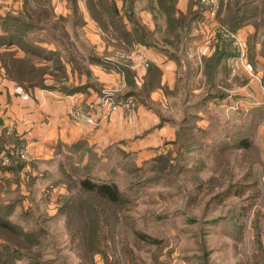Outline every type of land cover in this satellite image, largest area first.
<instances>
[{"label": "crops", "instance_id": "1", "mask_svg": "<svg viewBox=\"0 0 264 264\" xmlns=\"http://www.w3.org/2000/svg\"><path fill=\"white\" fill-rule=\"evenodd\" d=\"M109 1L121 11L130 8L136 22L152 35L123 49L116 46L117 37L107 41L87 0L73 5L69 0H0V37L9 36L4 29L9 16L26 20L29 15L36 25L25 35L31 47L18 42L0 47V173L21 176L22 189L25 175L32 181L39 175L40 181L45 169L55 168L56 160L64 157L92 167V161L113 166L109 158L114 155L136 165L153 161L180 149L178 133L190 125L186 122L200 120L196 133H208V112L232 128L231 136L247 126L233 123L229 128V123L245 118L262 122L257 131L264 134V17L233 32L222 22L229 0H220L216 8L207 6L188 31L180 30L181 39L174 46L168 40L175 37L167 30L166 16L155 9V0H134L131 5ZM191 4L192 0H178L176 8L186 13ZM35 10L44 16L37 20ZM125 24L131 31L132 22L125 19ZM7 53L46 67V84L56 88L30 87L29 99L24 100L1 59ZM118 53L129 56L128 61L116 60ZM137 54L148 60V67L136 60ZM71 87L79 90H62ZM176 99L182 107L173 108ZM127 100L134 105L130 110L110 111V103ZM21 149L25 157L18 153ZM12 150L19 158L14 163L7 155ZM5 155L7 166L1 165Z\"/></svg>", "mask_w": 264, "mask_h": 264}, {"label": "rangeland", "instance_id": "2", "mask_svg": "<svg viewBox=\"0 0 264 264\" xmlns=\"http://www.w3.org/2000/svg\"><path fill=\"white\" fill-rule=\"evenodd\" d=\"M173 102L182 107L181 99ZM205 116L208 133L200 128L195 143L202 148L173 149L159 161L136 165L114 155L113 166L92 161V167L64 157L40 181L25 175L24 189L21 176L4 177L1 170L0 219L18 231L38 232L36 250L47 264H264V134L257 131L263 123H229L247 126L254 169L241 168L244 154L234 149L216 170L215 145L231 139L233 130L212 118L217 115ZM87 177L116 184L122 202L83 191L79 181ZM9 235L15 244L18 237ZM13 256L10 262L27 264V257Z\"/></svg>", "mask_w": 264, "mask_h": 264}, {"label": "trees", "instance_id": "3", "mask_svg": "<svg viewBox=\"0 0 264 264\" xmlns=\"http://www.w3.org/2000/svg\"><path fill=\"white\" fill-rule=\"evenodd\" d=\"M69 1L72 5L75 2V0ZM133 1L134 0H125L128 5H131ZM155 1L157 4L155 9L167 18V30L175 37L173 40L168 41L174 46L181 39L179 31L181 30L183 33L188 31L191 23L198 17V15L208 9V7L199 0H192V4L188 11L183 13L179 12L176 8L178 0ZM87 4L92 12L93 18L98 20L102 31L107 35V41L112 42V37H117L118 43L116 46L118 47L130 50L136 42H144L146 37L152 35L145 26L136 22L134 18L135 14H133L130 8L124 6L123 11H121L115 1L109 0H87ZM48 14L50 15L51 13L48 12ZM32 15H34L37 20L44 16V14L39 11L37 12V10H35ZM259 17H264V0H229L226 5L225 15L222 22L228 26L231 31L236 32L245 24H257L256 22ZM31 19L32 18L29 15L26 20L23 16H9L4 22V29L9 33V36L6 37L7 39L0 37V47L4 45H14L17 42L22 45L23 48L27 49V46L31 47V41L25 37L27 31L36 26L29 22ZM125 19H128L133 24V27L129 32L126 30ZM18 39H22V43H20ZM14 56V53H7L1 55V59L7 70V75L16 81V83L26 92L30 87H40L43 89L56 88L46 84L45 77L49 72L46 67H37L28 60L16 59ZM217 56L216 59H220L221 56ZM123 70L127 72L126 68H123ZM62 90L66 93H73L77 92L79 88H62ZM186 124L190 125L186 126L185 129L178 133V141L182 142L180 151L192 152L195 148H202V144L195 145L196 141L201 138L199 137L200 134L198 135L195 131L196 124H194V121L186 122ZM246 134L247 131L239 132L236 135H233L230 140L222 141V143L219 142L215 145V152L219 153L215 160L216 170L217 168L220 169L223 167L221 166V162L224 160L226 161L230 156L231 151L234 149H238L244 154L240 161L241 168L248 167L250 168V171L252 170V165L254 163L250 161V156L247 154L252 149L249 138L246 137ZM14 152L15 150H12L13 154L11 152L7 153V155L11 156L10 158H12L13 163L19 161V158ZM164 155H160L154 160L159 161L163 157H166ZM21 163H17L18 168L23 167L24 164ZM79 186L86 193H91L95 197L104 200L106 203L119 205L123 200L118 186L114 183H100L91 177H87L86 179H81L79 181ZM0 212H2V210H0ZM9 234L18 237L16 242H14L15 244H12L13 240L10 238ZM135 234L139 239H148L145 235L140 234L139 232H135ZM39 240L38 232L32 230H30V232L22 230L18 231L17 228L0 219V264H16L10 262V258L14 257L13 254L21 255V257L25 258L27 257V264H47L46 260L36 250ZM26 249H31L33 252L31 251L32 253L28 255L23 251ZM94 264H97V262L94 261Z\"/></svg>", "mask_w": 264, "mask_h": 264}, {"label": "built area", "instance_id": "4", "mask_svg": "<svg viewBox=\"0 0 264 264\" xmlns=\"http://www.w3.org/2000/svg\"><path fill=\"white\" fill-rule=\"evenodd\" d=\"M201 3L205 4V5H208L210 6L211 8H216L219 4V0H199ZM115 59L116 60H119V62H127L128 59H129V56H127L125 53H118L116 56H115ZM123 60V61H121ZM136 60L141 63L142 65H144L145 67H148L149 66V62L148 60L142 55V54H137L136 55ZM251 67L249 64H247V68L251 70ZM15 92L20 95L24 100H27L29 99V94L20 86L16 87L15 89ZM132 102L127 100L125 102H117V103H110V111H117L119 109H124V110H130L132 108ZM20 155L22 157H24V150L21 149L20 152ZM10 164V160L9 158L5 155V156H2V159H1V165L3 166H7Z\"/></svg>", "mask_w": 264, "mask_h": 264}]
</instances>
